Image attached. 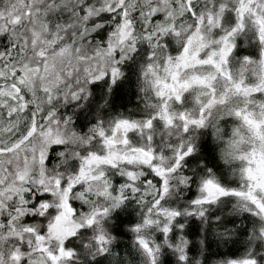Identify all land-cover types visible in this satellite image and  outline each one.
Listing matches in <instances>:
<instances>
[{
  "label": "clouds",
  "instance_id": "9594fccd",
  "mask_svg": "<svg viewBox=\"0 0 264 264\" xmlns=\"http://www.w3.org/2000/svg\"><path fill=\"white\" fill-rule=\"evenodd\" d=\"M66 2L70 7L65 10V14L72 6L85 4L86 0ZM105 2L118 4V0H91L93 6ZM216 2L231 10V5L236 0ZM129 3L135 5V9H129L130 13L139 12L143 8L147 15V5H158L160 0H129ZM173 3H178V0H170L169 9ZM193 3L202 9L210 7L209 0H193ZM174 17L168 21L174 24V31L155 35L159 31L156 24L161 22L145 25L144 17L137 16L123 38L115 24V17L97 20L99 28L92 26L85 33L84 39L77 38L76 48L79 51L73 49L70 55L58 61L56 72L61 74V80L47 85L52 88L53 104L48 103L47 97L39 101L40 116L48 111L54 115L43 122L32 144L37 150L46 148V155L52 158V163L45 169V185L41 187L36 183L31 184L34 191L30 193L32 199L29 203L34 202L36 196L55 192L46 203L58 215L62 211L59 204L64 193L56 189L55 176L59 175L61 179L71 177L76 188L75 192L68 194L70 205H73L72 211L64 213L59 222L61 228L71 233L64 237L63 243L72 255L61 259L60 264H143L139 249L134 243L136 234L130 229L133 222H141L143 219L146 204L141 197L145 187H155L151 168L173 167L178 150L192 148L190 155L184 157L175 172L167 177L170 188L168 198L174 207L189 206L187 198L193 193L202 195L198 191L199 182L209 174V169H212V175L225 183L237 179L233 174V167L239 162L226 164L222 159V152L227 147L233 128L237 126L231 110L243 106L244 97L231 91L226 92L229 88L227 80L211 65L192 66L197 56L211 52L216 53L215 59L219 61L220 48L226 47L223 36L228 26H220V34L217 35L215 20L211 25L202 24L197 30L192 29V17L182 13L180 8L175 10ZM148 27L153 29L152 33L147 32ZM148 36L152 38L146 39ZM258 37V26L249 17L245 28L231 41L238 47L230 54L229 64L222 65L223 69L227 71L231 68L236 75L241 58L235 52L238 49L245 52L258 50ZM186 42L189 44L186 58L188 67H177L176 58L183 52L182 45ZM246 67L250 76L253 75L252 69L256 65ZM112 68L118 69L115 78L111 76ZM100 72L104 75L96 79ZM173 75H176L175 81L172 79ZM195 75L206 78L211 87L193 83ZM185 81L191 86L179 90L180 101H176L169 90L163 89L166 83L179 84ZM93 85L97 87L94 88ZM121 87L133 98L129 107H123L116 101L117 89ZM161 90L165 91L163 97L157 95ZM225 94L227 100L222 102ZM213 99L215 102L203 114L204 124L189 125L185 131L184 121L179 118L180 113H184L188 119H199L200 109ZM260 103H264V95L253 97L252 107ZM161 105L167 106V112L173 120L171 125H165L163 120L159 123L153 120L157 113L163 115ZM121 120L137 124L127 135L128 143H123L124 136L117 133L113 137L114 143L105 145L106 137L113 134V128ZM147 120H153L150 129L143 127ZM41 130L49 133L47 142L41 135ZM101 130L104 137L98 135ZM149 136L153 138L151 142L147 139ZM57 138L63 143L54 145L51 141ZM181 145L183 149H180ZM54 147L56 152L52 151ZM137 148L152 151L154 159L148 164L140 163L139 153L133 151ZM60 152L64 153L60 161L66 163H62L61 168H55L58 163L56 157ZM101 153L115 154L113 159L116 167L92 164L86 167L87 174L81 179L68 166L73 160L79 164L89 154ZM125 156L136 157L137 160L129 166L122 159ZM129 167L136 174L135 186L140 189V193L134 194L126 189L122 202L117 203L113 197L120 196L121 185L128 183L124 173ZM34 171L38 174V169ZM182 177L185 178V183H181ZM108 186L109 194L101 195ZM233 205L234 201L224 200L206 206L204 218L181 217L184 228L178 234L188 239L190 248L185 264H222L228 258L244 256L246 253L256 259L257 264H264V235L260 234L264 220L247 212H239ZM41 211L45 212L42 218ZM4 214L0 213V218ZM32 214L38 219L29 220L28 223L37 231L55 222L54 215H48L46 210L39 207ZM89 220L92 223H88ZM17 230L22 231L19 223ZM45 237V243L50 248L55 250L59 247V241L50 237L47 232ZM99 237H103L107 243L98 241ZM25 239L30 237L25 236ZM0 252L7 255L3 242H0ZM163 264H177L175 255L165 254Z\"/></svg>",
  "mask_w": 264,
  "mask_h": 264
},
{
  "label": "snow or ice",
  "instance_id": "6c2138e0",
  "mask_svg": "<svg viewBox=\"0 0 264 264\" xmlns=\"http://www.w3.org/2000/svg\"><path fill=\"white\" fill-rule=\"evenodd\" d=\"M169 4L170 0H160L158 5L149 3L145 15L143 8L139 12L130 13L129 9H135V5L129 3V0H118L116 5L105 2L98 6H93L91 0H86L83 5L72 6L65 14V10L70 7L66 0H0V213H5L0 218V242L7 248L6 256L0 252V264H60L61 259L72 255L63 243L64 237L71 233L61 228L59 222L64 213L72 211L73 205H70L68 194L75 192L76 188L71 177L61 179L59 175L55 176L56 189L64 193L59 204L62 211L58 215L54 214L53 209L46 203L55 192L36 196L35 201L29 203L32 199L30 193L34 191L31 184L36 183L43 187L47 179L46 166L52 163V158L46 155L47 149L41 147L37 150L32 141L43 122L54 115L48 111L40 116L39 101L47 97L48 103L53 104L52 88L47 85L59 83L61 80V74L56 72L58 61L70 55L73 49L79 51L76 48L77 38L84 39L85 33L92 26L99 28L97 20L113 17L122 38L128 34L127 30L133 26V20L137 16L144 17L145 25L161 22L156 24L159 31L155 35L174 31V24L168 21L175 18L177 8L192 17V29L198 30L202 24L211 25L215 20L216 34L219 35V27L227 25L223 36L226 47L220 48L219 61L215 59L216 53L211 52L197 56L192 66L211 65L227 80L229 88L226 92L231 91L244 97L243 106L231 110L237 126L233 128L227 147L222 152V159L226 164L239 162L233 167V174L237 179L225 183L212 175V169H209V174L199 182L198 191L202 195L193 193L187 198L190 201L189 206L174 207L168 198L170 188L167 177L175 172L184 157L190 155L192 148L178 150L173 167L151 168L155 187H145L141 197L146 204L143 219L141 222H133L130 229L136 234L134 243L139 249L143 264H163V256L169 253L175 255L177 264H185L190 248L188 239L178 234L184 228L181 217L204 218L206 206L214 203L234 201L233 206L237 211L247 212L264 220V103L252 107L253 97L264 95V47H260L264 45V0H236L231 5V10H227L226 5L218 4L216 0H209L210 7L203 9L198 8L193 0H178V3L171 4V9ZM249 17L258 26V50L245 52L238 49L235 52L241 60L238 62L239 72L234 75L231 68L225 71L222 65L229 64L230 54L238 47L231 41L245 28ZM146 30L153 32L151 27ZM151 38L152 36L146 37ZM190 39L189 36L188 40ZM182 48L183 52L176 58L177 67H188L186 58L189 44L186 42ZM249 65H256L251 76L246 67ZM117 74L118 69L112 68L111 76L115 78ZM103 75L104 73L100 72L96 79ZM172 79L175 81L176 75H173ZM193 83L211 87L206 78L199 75L193 77ZM190 86L187 81L179 84L166 83L163 89L169 90L175 100L180 101L179 90ZM157 95L163 97L165 91L161 90ZM226 100L225 94L222 102ZM214 102V99L210 100L200 109L199 119H188L184 113H180L179 118L184 121L185 131L189 125H203L205 109ZM161 108L163 115L157 113L153 120L157 123L163 120L165 125H171L173 120L167 112V106L161 105ZM153 120L145 121L143 127L150 129ZM136 127L135 122L118 121L112 130L113 134L106 137L105 145L113 144V137L117 133L124 136L123 143L127 144L129 131ZM41 135L47 142L49 133L41 130ZM98 135L105 136L102 130ZM147 139L151 142L153 138L149 136ZM51 142L54 145L63 143L59 138ZM180 149H183V145ZM52 151L56 152V148ZM133 151L139 153V162L142 164H148L154 159L150 150L137 148ZM63 156V152L58 154L55 168H61V164L66 163L60 161ZM114 156L115 154H89L79 164L73 160L68 166L83 179L87 174L86 167L92 164L116 167ZM122 159L129 166L137 160L136 157L126 156ZM34 169H38V174ZM124 175L128 183L121 185L120 196L113 197L117 203L122 202L126 189L134 194L140 193V189L135 186L136 174L131 167ZM185 182L182 177L181 183ZM109 188L110 186L106 187L101 195H108ZM37 207L46 210L48 215H54L55 218L54 223H49L39 231L28 223L29 220L38 219L32 214ZM44 215L45 212L41 211L40 218ZM18 223L22 226V231L17 230ZM88 223H92V220ZM45 232L59 241V247L55 250L45 243ZM260 234L264 235V226L261 227ZM25 236L30 239L26 240ZM101 240L107 243L103 237H99L98 241ZM101 251L104 249L101 248ZM222 264H257V261L246 253L244 256L228 258Z\"/></svg>",
  "mask_w": 264,
  "mask_h": 264
},
{
  "label": "trees",
  "instance_id": "16d2710c",
  "mask_svg": "<svg viewBox=\"0 0 264 264\" xmlns=\"http://www.w3.org/2000/svg\"><path fill=\"white\" fill-rule=\"evenodd\" d=\"M94 88L97 87V85H93ZM133 100L132 97H129V95L123 90V88L117 89V95H116V101L123 107H129L131 106V101Z\"/></svg>",
  "mask_w": 264,
  "mask_h": 264
}]
</instances>
